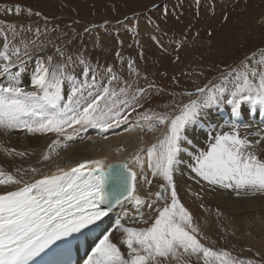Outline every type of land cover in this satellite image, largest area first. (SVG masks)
<instances>
[{
  "label": "snow or ice",
  "instance_id": "1",
  "mask_svg": "<svg viewBox=\"0 0 264 264\" xmlns=\"http://www.w3.org/2000/svg\"><path fill=\"white\" fill-rule=\"evenodd\" d=\"M5 12L20 15L22 8L17 4ZM27 13L33 15L31 9ZM32 31L30 25L0 20V76L7 80L0 83V129L56 134L50 149L59 146L61 138L72 140L92 127L107 130L132 123L148 131H160V136L147 151V161L139 152L130 161L117 164L89 159L69 170L58 168L56 174L31 183L25 174H37L39 168L17 167L11 172L0 167V187L4 188L0 191V264H33L37 258L42 264H67L61 257L70 253L72 240L84 237L87 241L89 233L103 230L105 219L118 208L121 220L133 216L143 220L145 206L156 213L150 226L126 227L117 221L114 231L123 234L120 243L114 242L113 231H102L81 264H193V257L196 264H264V257L239 259L201 243L200 230L181 203L174 179L184 163L187 146L193 144L190 137L209 110L230 106L232 120H239L248 105L264 111V50L246 55L235 66L221 71L219 82L184 93L189 97L187 102L153 111L151 107L145 109L150 90L156 88L153 82L139 86L137 80L122 81L114 66L94 67L85 55L74 59L52 41V54L36 56L30 87L22 86L20 73L12 69L25 65L35 51L46 47L43 41L37 43L45 34L38 27L34 29L35 39L24 38ZM116 55L124 64L120 53ZM126 63L128 75L139 78L136 62L129 59ZM72 64L80 67L79 73L69 70ZM121 82L123 86L117 87ZM133 113L136 117L130 120ZM252 135L259 139L253 142L233 126L230 131L214 133L206 148L193 147L187 157L192 162L186 165L194 173L191 178L232 189L237 196L264 195V159L250 150L264 139V131ZM3 150L8 156L29 155L14 148ZM50 158L43 155L45 161ZM149 171L163 183L159 191L148 192L146 198L138 193L137 184H152ZM12 185L17 187L9 190ZM161 201L162 207L153 208ZM125 202L134 211L126 210ZM121 244L126 251L121 250Z\"/></svg>",
  "mask_w": 264,
  "mask_h": 264
},
{
  "label": "rangeland",
  "instance_id": "2",
  "mask_svg": "<svg viewBox=\"0 0 264 264\" xmlns=\"http://www.w3.org/2000/svg\"><path fill=\"white\" fill-rule=\"evenodd\" d=\"M17 4L22 8L20 15L5 12L6 8ZM27 9H31L33 15H28ZM36 12L41 15H35ZM0 20L23 26L30 25L33 31L24 34V38L29 41L35 39V28L38 27L45 33L37 43L43 41L46 47L44 51L34 52L32 60L29 61L32 67L35 65L36 56L52 54V44L49 43L52 41L73 54L74 59L76 55H85L94 67L114 66L122 81L137 80L139 86L153 82L156 88L150 90L149 103L145 105V109L151 107L153 111H163L165 105L172 103L187 102L189 97L184 93L195 92L198 87L219 82L221 71L235 66L246 55L251 56L253 52L264 50V0H0ZM19 39L17 37V41ZM77 49L80 51L77 52ZM117 52L124 58V64L116 55ZM129 59L136 62L139 78L128 75L126 62ZM73 69L75 73L81 70L76 64L70 65L69 70ZM116 86H123V83ZM157 89L164 91L158 92ZM145 109L139 111L143 112ZM135 117L136 113H133L130 120ZM238 122L234 120L236 125ZM248 126L246 124L237 127L241 136L248 134V138L255 142L259 137L252 133L264 129ZM225 128L228 127L219 126L214 133L227 132ZM86 130L75 135L72 140L63 139L61 146H65L64 150L71 148V142H78L74 149L79 150L78 146L104 140L102 135L106 131L105 134L113 130L116 133L123 130L137 131L152 143L160 136V131H148L147 127L140 128L132 123L107 130L95 127ZM213 134L201 138L198 143H194L195 137L192 138L194 147L206 148ZM32 135L34 139H50L51 145L57 139L53 133ZM250 150L262 158L264 139ZM192 151L193 148L187 157ZM191 162L187 160V164ZM183 171L179 174L184 175L187 183V202L179 196L181 203L192 214L193 223L200 230L198 238L201 243L214 250L228 251L239 259L259 260L264 257V207H257L255 211L249 209L235 216L206 198L215 195L219 188L224 190L222 194L225 199L242 201L241 204L247 200L258 201L264 195L237 196L232 189L213 186L199 178L192 179L194 173L186 166ZM148 174L150 175L149 172ZM152 183V191H159L163 179L154 177ZM209 187L211 189L206 190ZM163 203L158 202L153 208L162 207ZM126 210L134 211L130 208ZM143 211V220L137 216L121 220V216L117 217L118 213L115 212L114 220L126 222V227H148L154 221L156 213L152 210L147 212L146 207ZM226 215L233 219L231 223L227 221ZM144 220L148 223L145 224ZM122 239L123 234L118 243ZM122 247L126 251V246ZM192 260L196 264L195 257Z\"/></svg>",
  "mask_w": 264,
  "mask_h": 264
},
{
  "label": "bare ground",
  "instance_id": "3",
  "mask_svg": "<svg viewBox=\"0 0 264 264\" xmlns=\"http://www.w3.org/2000/svg\"><path fill=\"white\" fill-rule=\"evenodd\" d=\"M5 1L9 2V0H5ZM34 67L35 65H33L32 67L31 63L27 61L25 65H18L17 67H14L12 69L13 72L20 73L22 86H25L26 88L30 87V80ZM0 83L6 84L7 80L4 77L0 76ZM247 107H248V111L242 114L241 118L237 120L239 121L238 125L234 123V120L230 119V112H231L230 106L222 105L209 110V113L202 117L200 123L196 126L194 130V135L191 136L190 138L192 139L195 137L194 143H198L201 140V138L206 137L208 134H213L216 130H218L217 128L219 126L221 128L223 127L232 128L233 126L242 127L245 126V124L247 123L252 124L253 121H257L259 123L264 124V111L258 110L257 107L252 105H248ZM101 132L103 131H98V133ZM105 133H107V131L104 132L102 135L103 138H105L104 140H96L95 142L93 141V144L86 143L82 145V147L78 146L79 150L74 149L76 148L75 145L77 146V144L79 143L71 142L70 144L71 148L69 150H64L65 146L62 147L61 144L59 146H53L50 149L49 147L51 145L50 139L48 138L34 139V136L32 134L27 135L26 130L4 131L3 129H0V146H2L0 147V167H2L5 171H11V172H15V169L17 167L22 169H28L29 167L39 168L40 172L37 174H33L31 172H27L25 174V179L29 183H31L34 182L36 179H42L44 175L57 173L58 168L69 170L73 167H76L77 164L89 159H105L108 163H116L118 161L119 162L125 160L130 161L132 157L135 155L134 153L139 152L142 159L147 161V151L150 149L152 144L157 142V141L153 143L148 142L147 137H142L137 131L127 132L126 130H123L120 133H116L113 130V131H109V134H105ZM137 145H139V147H137ZM193 147L194 144H192L191 146H187V151L184 154L185 156L184 163L180 165L179 170L176 173V179H175L177 183V191L185 202H187L186 196L189 191L187 189V183L184 179V175L179 173L184 172L183 169L186 166L188 160L187 155L189 154V151ZM4 148L7 149L14 148L16 149V151L27 152L29 153V155L25 157L8 156L4 152L3 150ZM45 154H49L51 156V158L47 161L43 160V155ZM261 159H264V155ZM145 170L148 171L147 167ZM149 173H150L149 178L153 180L154 177L151 176L150 171ZM152 185L153 183L150 186L149 185L146 186L143 181H139L137 184L138 193L147 198V193L153 192L152 191L153 187H151ZM15 187L17 186L15 185L9 186V190L14 189ZM210 187L206 188V190L211 189ZM3 190L4 188L0 187V191ZM217 190L218 191H216V194L217 196L220 197H217L216 194L211 195L210 197H206V196L205 197L210 199L211 202H213V204H217L218 206L224 208L226 211H230L235 216L249 209L255 211L257 207L260 206L264 207V202H262V199H264L263 197L258 201L249 202L247 200L244 201V204L243 203L241 204L242 201L238 202V201H233L231 199H225V197L222 194V191L224 190L220 188ZM125 208L133 209V206L130 203L125 202ZM147 209L148 208L146 207V211L148 212L149 209L148 210ZM114 212L118 213L117 217L121 216L119 208ZM114 212L110 214L109 218L105 219L103 230L97 229L95 232L89 233L85 256L86 254H90L91 248L94 247L95 239L97 240L98 237L101 236L102 231H113L114 242L118 243V240L122 233H120L119 231H114L116 229V225L118 221V220H114ZM226 217L229 223L233 221V219L229 218L228 215H226ZM124 219L129 220L128 218L127 219L124 218ZM120 222L126 225V222L123 221ZM120 246H121V250L124 251L122 245ZM84 257H82L81 260Z\"/></svg>",
  "mask_w": 264,
  "mask_h": 264
}]
</instances>
